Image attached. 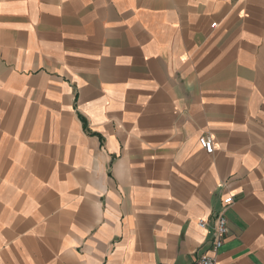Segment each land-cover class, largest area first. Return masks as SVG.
<instances>
[{
	"label": "crops",
	"instance_id": "1",
	"mask_svg": "<svg viewBox=\"0 0 264 264\" xmlns=\"http://www.w3.org/2000/svg\"><path fill=\"white\" fill-rule=\"evenodd\" d=\"M219 214L264 264V0H0V264H197Z\"/></svg>",
	"mask_w": 264,
	"mask_h": 264
},
{
	"label": "built area",
	"instance_id": "2",
	"mask_svg": "<svg viewBox=\"0 0 264 264\" xmlns=\"http://www.w3.org/2000/svg\"><path fill=\"white\" fill-rule=\"evenodd\" d=\"M215 27V25H213ZM200 145L208 154H212L214 152V142L211 137L203 136L199 140ZM234 202V197L230 196L224 200V205L229 206ZM201 227H205L206 221L201 220L199 222ZM228 223L224 214H219L215 218V228H214V239L211 247V254L204 255L197 264H217L216 258L214 257L217 252L220 250L222 245L224 244V240L226 235L228 234Z\"/></svg>",
	"mask_w": 264,
	"mask_h": 264
}]
</instances>
